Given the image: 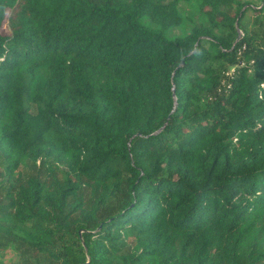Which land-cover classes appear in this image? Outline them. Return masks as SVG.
<instances>
[{"label": "trees", "instance_id": "16d2710c", "mask_svg": "<svg viewBox=\"0 0 264 264\" xmlns=\"http://www.w3.org/2000/svg\"><path fill=\"white\" fill-rule=\"evenodd\" d=\"M7 248L264 264V0H0Z\"/></svg>", "mask_w": 264, "mask_h": 264}, {"label": "rangeland", "instance_id": "374dc122", "mask_svg": "<svg viewBox=\"0 0 264 264\" xmlns=\"http://www.w3.org/2000/svg\"><path fill=\"white\" fill-rule=\"evenodd\" d=\"M250 2H251V4H254V6L259 7L260 0H250ZM179 9L181 12H185V11L189 12V8L186 6V4L184 2H182L179 5ZM252 17H253V12L247 11L242 22L245 25H249L252 21ZM0 261L3 264H15V262L17 261V256H16V254L12 248H7L6 250H4V252H2L0 254Z\"/></svg>", "mask_w": 264, "mask_h": 264}]
</instances>
